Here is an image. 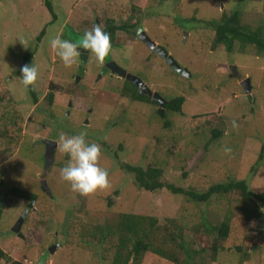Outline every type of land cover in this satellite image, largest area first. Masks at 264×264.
Here are the masks:
<instances>
[{
  "label": "rangeland",
  "instance_id": "obj_1",
  "mask_svg": "<svg viewBox=\"0 0 264 264\" xmlns=\"http://www.w3.org/2000/svg\"><path fill=\"white\" fill-rule=\"evenodd\" d=\"M52 2L55 18L45 0H0V184L9 189L8 206L0 216V247L6 254L0 264H114L118 237L111 228L122 213L155 217V244L166 237L165 248L181 260L175 263L146 251L139 264H264V213L255 200L238 190L206 202L189 200L167 186L146 190L123 168L126 163L162 167L165 183L196 191L240 179L250 190L264 191V53L254 44L241 47L238 42L227 51L208 26L239 9L243 24L264 31V0ZM110 20L126 28L115 31L105 59L116 58L168 99L184 96L180 111L163 110L161 115L154 103L123 92L122 80L109 75L95 80L101 64L93 53L84 78L76 81L80 57L66 67L48 44L57 33L75 41L94 23L105 28ZM139 25L191 74L179 73L153 54L136 35ZM28 52H34L28 64L35 63L39 71L35 95L20 79ZM234 65L252 80L251 100ZM85 129L88 137H97L90 142L101 144L99 164L109 170L110 179L108 187L86 196L61 178L69 157L60 147L61 134ZM216 130L221 134L214 137ZM47 136L59 141L48 167L38 142ZM42 179L52 195L42 189ZM32 197L29 205L36 208L29 211L21 237L11 226ZM225 220L228 236L219 244L211 239L214 245L203 249L205 222ZM182 229L190 258L162 234ZM54 244L58 248L51 253Z\"/></svg>",
  "mask_w": 264,
  "mask_h": 264
},
{
  "label": "trees",
  "instance_id": "obj_2",
  "mask_svg": "<svg viewBox=\"0 0 264 264\" xmlns=\"http://www.w3.org/2000/svg\"><path fill=\"white\" fill-rule=\"evenodd\" d=\"M45 4L53 14L54 18L56 17L55 9L53 6L52 0H45ZM110 20L105 27V30L111 34V40L114 36V33L119 28H126V26H118L112 23ZM208 26L215 29L216 41L222 43L227 48V51L232 52L233 45L235 42H238L241 47H245L248 44H254L258 50L264 53V31L261 27L258 29H252L248 24H243L241 22V10L235 9L230 14H223L220 19H213V21L208 23ZM46 29L43 28L38 39H41L45 34ZM34 52H28L24 55L22 63L23 65L28 64L32 59ZM180 73V72H179ZM32 93L35 95V90L33 86H30ZM123 92L130 95L133 98L139 99L144 98V100H150V97L146 94L138 93L137 87L134 83L127 81L126 86L123 88ZM51 95V100H52ZM185 98L182 95L173 97L167 102V110L171 111H180L182 104L184 103ZM165 115V112H164ZM166 125H169V122L166 121ZM221 132L216 130L214 131V137L220 135ZM123 168L134 173L136 182L139 186L143 187L146 190H156L167 186L174 193L184 194L189 200L196 202H206L215 194H226L234 190H238L244 197L252 198L255 200L261 207L262 212L264 213V191L255 192L249 189L248 183L246 180H230L223 183H216L211 185L206 191H196L194 189L185 188L181 186L174 185L172 183H165L162 178L164 170L162 167L158 166H149L144 168L140 165H132L130 163L123 164ZM205 227L208 229L205 234L206 241L203 243L202 247H211L214 245V242L222 241L228 236L230 224L227 220L222 221L220 224H210L205 222ZM104 229L102 231L103 235H108V230L105 233ZM110 230V229H109ZM159 224L157 219L152 216L139 215L134 213H122L120 219L114 228H111L112 235L115 234L118 237L117 249L114 251L112 261L114 264H139L143 254L146 251H151L164 259L170 260L175 263L181 262L180 258L166 249L164 244L166 237L162 239L161 244H155L153 240L158 235ZM183 229L181 232L168 231L162 233L165 236H168L170 241L175 243L176 246L182 248L184 252L189 255V247L187 241L183 235ZM221 248V245H220ZM242 250H245L244 247H240ZM6 256L3 249L0 247V259ZM186 260V259H185ZM11 264H30L24 261L14 260Z\"/></svg>",
  "mask_w": 264,
  "mask_h": 264
},
{
  "label": "clouds",
  "instance_id": "obj_3",
  "mask_svg": "<svg viewBox=\"0 0 264 264\" xmlns=\"http://www.w3.org/2000/svg\"><path fill=\"white\" fill-rule=\"evenodd\" d=\"M20 41L25 45L23 37ZM48 44L66 67L72 66L87 51L95 55L98 63L103 64L112 50L111 34L102 23H94L91 29L85 30L75 41L57 33L50 37ZM20 71L22 84L26 88L34 87L39 77L35 63L23 65ZM232 125L236 127V122L233 121ZM60 141L62 151L69 157L61 169V178L69 183L72 191L86 196L110 185L109 170L99 164L102 146L97 142H89L86 129L75 134H61ZM223 150L231 152L229 146H224Z\"/></svg>",
  "mask_w": 264,
  "mask_h": 264
},
{
  "label": "water",
  "instance_id": "obj_4",
  "mask_svg": "<svg viewBox=\"0 0 264 264\" xmlns=\"http://www.w3.org/2000/svg\"><path fill=\"white\" fill-rule=\"evenodd\" d=\"M138 34H139V38L142 39L145 43H147L150 47H152L155 52L159 53L162 57L166 58L169 65L171 67H173L176 71L181 72L182 74H184L186 76H189L191 74L187 68L180 65V63L175 59V57L172 54H170L163 45L156 43L153 39H151L149 37V35L145 32L143 26L139 27ZM88 57H89V51L84 52V54L81 56V62L79 63V66H78L79 70H78V74L76 77V81H80L82 74H83V71H84V68H85V64L88 60ZM107 66H109L113 72H117L121 76H124L128 80H130L131 82L135 83L140 88V92H144L148 95H151L154 99L159 101L160 107H159L158 111L161 115H164V112H163L164 107L163 106L166 102V99L159 91L152 90L147 84H145L144 80L140 76H138L137 74H134L132 72H128L127 69L121 67L118 63L109 62L107 64ZM233 71L241 79V83H242L245 91L247 92V96L251 100L252 99L251 90L253 87L251 78L250 77H243V75L239 72L237 65L233 66ZM102 72H105V68H103ZM43 141L46 144V151L44 154L45 165L48 167L53 163V160L55 158L56 148L58 146V142L56 140H53V139H45ZM0 174H1V172H0ZM41 187L49 195H52V190L49 187L48 181L46 179L41 180ZM2 207L3 206L1 204L0 205V212L2 210ZM27 210L28 209H25V211L23 212L21 217L18 219V221L12 227V230L15 232H19V236H21V237L25 236L23 234V232L21 231V227H22L23 221L26 217ZM57 248H58V244H54L49 248V251H51V253H53Z\"/></svg>",
  "mask_w": 264,
  "mask_h": 264
},
{
  "label": "flooded vegetation",
  "instance_id": "obj_5",
  "mask_svg": "<svg viewBox=\"0 0 264 264\" xmlns=\"http://www.w3.org/2000/svg\"><path fill=\"white\" fill-rule=\"evenodd\" d=\"M140 26H143V25H139L138 26V28L136 29V35H137V37H138V39L148 48V49H150L151 50V52L153 53V54H155L157 57L159 56L160 58H162V60H164L165 62L164 63H167L168 64V66H170L169 65V63L167 62V60H166V58H164V57H162L159 53H157V52H155L154 51V49L152 48V47H150L147 43H145L142 39H140L139 38V34H138V30H139V27ZM143 28H144V30H145V27L143 26ZM145 32L147 33V31L145 30ZM148 35H149V33H147ZM149 37L151 38V39H153L156 43H158L156 40H155V38H152L150 35H149ZM159 44H161V43H159ZM161 45H163V44H161ZM166 49H167V51L169 52V50H168V48L165 46V45H163ZM90 51H89V57H88V59L90 58ZM170 53V52H169ZM171 54V53H170ZM80 60H81V57H80ZM88 61L89 60H87V62H86V64H85V68H84V71H83V74H82V77H81V79H83L84 78V76H85V74L87 73V71H88ZM81 62V61H80ZM79 62V63H80ZM109 62H115V63H118L121 67H123V68H125L124 66H122L120 63H119V61L116 59V58H108V59H105V61L103 62V64H101V66H100V70H99V72L97 73V75H96V77H95V80H98V81H100V79H103V77L105 76V75H109V77L110 78H117L118 80H122L123 81V86H122V88H124V86H126V82L127 81H130V80H128L126 77H124V76H121L120 74H118L117 72H113L112 71V69L109 67V66H107V64L109 63ZM79 63H77V66H79ZM103 68H105V72H102V70H103ZM173 68V67H172ZM126 69V68H125ZM128 72H131L130 70H127ZM133 73V72H132ZM181 73V72H180ZM182 74V73H181ZM75 77H77V73H76V75H75ZM143 80H144V82H145V84H147L148 85V81H146L143 77H141ZM76 79V78H75ZM80 79V80H81ZM97 81V82H98ZM96 82V81H95ZM131 82V81H130ZM133 83V82H132ZM135 84V83H134ZM136 85V84H135ZM149 86V85H148ZM136 87H137V91H138V93H141V94H146V93H144V92H140V88L136 85ZM151 88V87H150ZM152 89V88H151ZM152 90H154V91H156L157 89H152ZM163 96H164V94L163 93H161ZM146 95H148V94H146ZM149 97H150V99L152 100V101H150V100H144V98H139L138 100H140V101H150V102H152V103H154L156 106H157V109L159 110V107H160V105H159V101H157L156 99H154L151 95H148ZM165 99H166V102H165V104H164V110H166L167 111V107H166V105H167V102L169 101V99L168 98H166L165 97ZM69 104L72 106L73 105V103H72V101H70L69 102ZM91 111V110H90ZM70 112V110L68 109L67 111H66V113H67V115H68V113ZM165 112V111H164ZM86 122H88V119H87V121ZM43 126H44V124H43ZM89 138V142L90 141H93V140H97V137H95V139H93V138H91V137H88ZM45 139H53V140H56L58 143H59V141L56 139V137L55 136H47V137H42L41 139H39V143H40V145L43 147V149H44V151H43V157H44V154H45V151H46V144L44 143V141L43 140H45ZM58 148L59 147H57L56 148V151H58ZM44 160H45V157L43 158ZM1 175H2V173L0 174V180H1ZM3 184H0V205L2 204V210H1V212H0V216H1V214L3 213V211H4V209L5 208H7V206H8V202H7V197H8V193H9V189H4L3 188V186H2ZM45 192V191H44ZM47 195H49L47 192H45ZM52 197V196H51ZM35 200V198H33L32 197V199L30 200V201H28L27 202V204H26V206L24 207V209L22 210V212L19 214V216L16 218V220L12 223V226H11V231H13L12 230V227L15 225V223L18 221V219L21 217V215L23 214V212L25 211V209H28L27 210V212H26V217L28 216V214H29V211L31 210V209H35L36 207H32L31 205H29L30 203H32V201H34ZM31 206V207H30ZM26 217H25V219H26ZM25 219H24V221H23V224H22V227H23V225H24V223H25ZM22 227H21V231H22ZM13 232H15V231H13ZM17 235H19V232H15ZM25 237V236H24Z\"/></svg>",
  "mask_w": 264,
  "mask_h": 264
}]
</instances>
